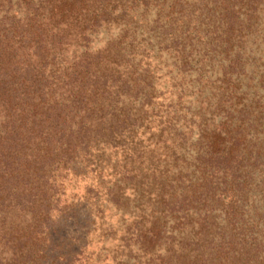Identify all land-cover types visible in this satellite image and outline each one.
<instances>
[{
  "label": "rangeland",
  "instance_id": "1",
  "mask_svg": "<svg viewBox=\"0 0 264 264\" xmlns=\"http://www.w3.org/2000/svg\"><path fill=\"white\" fill-rule=\"evenodd\" d=\"M131 1L126 15H119L116 10L109 21L102 22L95 31H87V48L73 41L53 52L56 67L52 68L68 69L85 51L103 49L113 39L121 38L125 56L137 69L136 86L128 96L124 92L119 102L124 104L113 109L124 116L113 134L112 126L109 128L113 117L108 109L100 132L101 111H87L84 121L88 135L82 141L88 142L93 164L85 165L80 158L84 153L81 148V153L67 155L71 159L58 163V185L51 188L50 198H39L48 195L40 194V187L45 186L42 179L35 182V177H20L26 173L23 166L19 175L10 163L6 173H1L0 264H161V259L164 264H181V259L176 261L169 252L170 245L179 249L182 237L191 233L189 227L194 226L201 233L205 210L200 200L206 196L204 186L201 185L199 200L190 203L192 208L186 210L187 206H182L177 212V216H182L177 218L180 220L165 211L158 193H165L164 197L173 202L179 193L190 194V186L200 187L187 185L188 180H183L184 185L171 181L180 170L185 179V175L195 178L202 174L194 170L192 158L202 152L201 131H208L222 113L218 105L222 73L230 71L228 76L243 93L242 101L248 103L255 95L264 98V0H258V16L248 21L243 31L244 50H239L237 57L242 60V68L237 66L234 70L229 60L232 51L226 52L224 43L219 45L216 40L214 59L200 63L199 57L211 36L207 32L209 24L215 18V14L202 8L204 2L211 6L212 0ZM11 7L19 15H24L27 8L22 0H12ZM184 58L188 64H183ZM201 64L204 69L200 78L197 70ZM253 106L256 110L261 107L258 103ZM252 111L246 109L245 115ZM258 114L261 125L251 131L259 136L258 143L263 147L260 142L264 138V113ZM5 119V110L0 108V130L6 128ZM18 143L0 139V161L7 154L9 162L8 154H13L14 149L28 159L34 144ZM248 158L239 170L232 169L228 174L229 182L231 177L239 176L235 196L238 213L225 220L219 210L213 212V220L226 232L235 222L232 231L239 234L237 249L242 237L248 243L254 236L264 239V154L257 159ZM21 159L19 165L24 161ZM3 166L0 162V172ZM163 182L166 185H161ZM30 190L34 196L29 195ZM110 191L113 197L108 194ZM46 203L49 220L45 224L49 225L44 224L35 238L20 236L24 227L39 219L38 211L46 208ZM161 209L166 218L159 221L156 217ZM164 220L169 233L162 237L157 227ZM232 255L228 256L230 262L238 264ZM229 260L225 263L230 264Z\"/></svg>",
  "mask_w": 264,
  "mask_h": 264
},
{
  "label": "trees",
  "instance_id": "2",
  "mask_svg": "<svg viewBox=\"0 0 264 264\" xmlns=\"http://www.w3.org/2000/svg\"><path fill=\"white\" fill-rule=\"evenodd\" d=\"M22 1L27 7L24 9V15H19L12 9V0H0V108L5 110L6 117V128L0 130V139L18 140L19 145L32 142L34 149L28 159L19 155V149H14L13 154H8L9 162L7 154H4L0 161L4 164L0 178L1 173H6L9 163L18 175L23 166L26 173L20 177H35V182L42 179V185L45 186L40 187V194L48 195L39 198L48 199V196L51 197L49 192L53 185H58L55 173L60 169V161L71 159L77 151L81 153V148L84 153L80 158L86 166L91 164L88 142L82 141L88 135V127L84 121L85 117H88L87 111H101V121H98L101 128L97 130L100 132L103 130L105 112L108 109V114L113 117V122L109 125V128L112 126L113 134L118 121L124 120L122 113L116 114L113 109L124 104L119 103L124 92V95L128 96L127 94L135 90L138 75L132 60L128 59V55L125 56V46L121 38L113 39L103 49L85 51L68 69L52 68L55 66L53 52H58L57 48H63L73 41L82 48H87V31H95L102 22L109 21L116 10L119 15H126L130 0ZM257 3L258 0H212V5L208 6L207 2H204L202 11H211L215 18L214 22L209 24L211 28L207 32L211 36L206 41L202 57H199L200 63L203 64L205 60L207 64L214 59L216 40L219 45L224 43L225 46L222 47L224 46L226 52L232 51L229 58L232 70L237 66L242 68V60L237 57L239 50H244L242 45L246 35H243V31L247 22L258 16ZM184 63H189L186 58L183 59ZM202 64L197 70L200 78V71L204 69ZM204 72H207L206 67ZM228 72L230 73L227 70L222 73L221 78L218 77L221 82L218 85V105L222 107L219 121L210 125L208 131H201L199 139L203 149L198 156L192 158L194 170L202 174L195 178L185 175V179L180 170L171 181L174 185L178 182L184 185L183 180H188L187 185L200 187L190 186V194L179 193L175 195L173 202L164 197L165 193H158L161 206L165 211L173 213L177 219L182 217L177 216L182 206H187L188 210L192 208L191 202L199 200L203 193L202 186L206 191V196L200 200L205 210L201 233L198 234L194 226L189 227L191 233L181 239L183 247L174 249L173 245H170L168 249L176 257V261L181 259V264H227L225 262H228V256L231 254L238 264H256L258 261H264V239L254 236L248 243L242 237L241 247L237 249L236 236L239 234L232 231L235 222H231V231L226 232L222 225L213 220L215 210H219L225 220L238 213L235 196L238 193L239 176L231 177L229 182L228 174L231 170H239L247 156L248 159H257L262 152L264 154V145L262 147L258 143L259 136L251 131V128L256 129L257 125H261V116L258 113H264V98L255 95L249 98L250 104L242 101L243 93H240V87H236ZM253 103L260 104L261 109L256 110ZM248 108L253 111L245 115ZM233 112L242 115L236 117ZM260 143L264 144V138ZM21 158H24V161L19 165ZM31 190L29 195L34 196ZM110 193L111 191L108 194ZM113 196L111 193V197ZM48 205L46 203V208L38 211L39 219L26 226L27 230L24 227L20 236L35 238L41 227L49 225V222L45 224V220H49ZM165 211L161 209L156 220L166 218ZM157 231L162 237L169 233L166 220L157 227ZM170 243L173 244L171 241ZM27 248L26 251L29 252V247ZM160 262L165 263L163 259Z\"/></svg>",
  "mask_w": 264,
  "mask_h": 264
}]
</instances>
